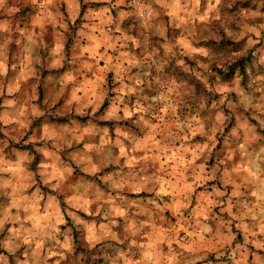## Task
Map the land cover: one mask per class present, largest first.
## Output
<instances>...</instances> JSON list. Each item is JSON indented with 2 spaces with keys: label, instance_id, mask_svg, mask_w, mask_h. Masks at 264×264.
I'll use <instances>...</instances> for the list:
<instances>
[{
  "label": "clouds",
  "instance_id": "9594fccd",
  "mask_svg": "<svg viewBox=\"0 0 264 264\" xmlns=\"http://www.w3.org/2000/svg\"><path fill=\"white\" fill-rule=\"evenodd\" d=\"M0 264H264V0H0Z\"/></svg>",
  "mask_w": 264,
  "mask_h": 264
}]
</instances>
